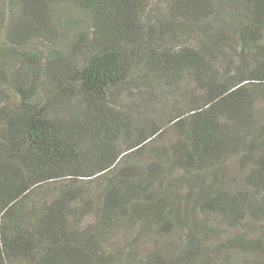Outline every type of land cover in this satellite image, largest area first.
I'll return each instance as SVG.
<instances>
[{
	"label": "trees",
	"instance_id": "obj_1",
	"mask_svg": "<svg viewBox=\"0 0 264 264\" xmlns=\"http://www.w3.org/2000/svg\"><path fill=\"white\" fill-rule=\"evenodd\" d=\"M9 1L0 264H264V0Z\"/></svg>",
	"mask_w": 264,
	"mask_h": 264
},
{
	"label": "rangeland",
	"instance_id": "obj_2",
	"mask_svg": "<svg viewBox=\"0 0 264 264\" xmlns=\"http://www.w3.org/2000/svg\"><path fill=\"white\" fill-rule=\"evenodd\" d=\"M10 11H13L11 9L10 1L9 0H0V35L2 32L1 27L3 25V21L6 20ZM45 45H46L45 43H43L40 39H38L36 37L29 38V39L24 41L23 48H19V52H16L18 55H14V54L12 55L13 61L15 59V61L18 62L19 64H21V65L26 64L27 65V64L31 63L30 57L24 56L23 54L20 53V51L34 55V54H37V51L44 50ZM230 54H232V53H230ZM167 139H168V135H164L163 137L160 138L159 142L163 143V142L167 141ZM233 231L236 232L237 229H228L227 232L224 233V236L227 237L228 234L232 233Z\"/></svg>",
	"mask_w": 264,
	"mask_h": 264
}]
</instances>
